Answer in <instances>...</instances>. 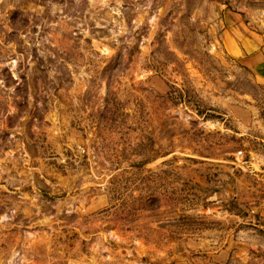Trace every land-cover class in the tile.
<instances>
[{
    "label": "rangeland",
    "instance_id": "374dc122",
    "mask_svg": "<svg viewBox=\"0 0 264 264\" xmlns=\"http://www.w3.org/2000/svg\"><path fill=\"white\" fill-rule=\"evenodd\" d=\"M224 10L264 0H0V264H264V89Z\"/></svg>",
    "mask_w": 264,
    "mask_h": 264
},
{
    "label": "crops",
    "instance_id": "0c3cea01",
    "mask_svg": "<svg viewBox=\"0 0 264 264\" xmlns=\"http://www.w3.org/2000/svg\"><path fill=\"white\" fill-rule=\"evenodd\" d=\"M221 19L224 27L222 46L232 57L251 69L255 80L264 89V17L248 22L243 14L224 10ZM250 23L255 24V27L252 25L250 28ZM259 215L264 216V211ZM173 264L189 263L176 261Z\"/></svg>",
    "mask_w": 264,
    "mask_h": 264
},
{
    "label": "trees",
    "instance_id": "16d2710c",
    "mask_svg": "<svg viewBox=\"0 0 264 264\" xmlns=\"http://www.w3.org/2000/svg\"><path fill=\"white\" fill-rule=\"evenodd\" d=\"M179 98H180V96H179ZM180 100V99H179Z\"/></svg>",
    "mask_w": 264,
    "mask_h": 264
}]
</instances>
